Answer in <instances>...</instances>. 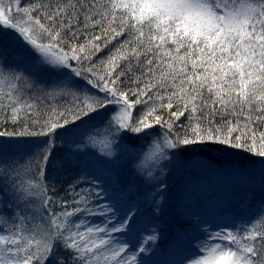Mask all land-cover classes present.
<instances>
[{
	"label": "snow or ice",
	"instance_id": "1",
	"mask_svg": "<svg viewBox=\"0 0 264 264\" xmlns=\"http://www.w3.org/2000/svg\"><path fill=\"white\" fill-rule=\"evenodd\" d=\"M211 151L250 191L215 231L194 204L179 264H264V0H0V264H150Z\"/></svg>",
	"mask_w": 264,
	"mask_h": 264
},
{
	"label": "trees",
	"instance_id": "2",
	"mask_svg": "<svg viewBox=\"0 0 264 264\" xmlns=\"http://www.w3.org/2000/svg\"><path fill=\"white\" fill-rule=\"evenodd\" d=\"M198 160L205 164L213 163L219 166L222 163H227L237 165L240 168L247 167L248 163L245 160L237 159L219 151L186 154L179 160L169 178L168 202L165 211L156 222L148 224L149 229L155 227L157 231L162 233L161 238L156 242L158 250L157 254L152 257L151 264H166L165 260L179 246L185 245L183 235L187 229L188 213L192 210L194 204L203 209L202 215L205 217H229L232 203L242 198L246 191H250L247 188L249 183L247 176H240L228 182L223 178H210L206 171L197 173L190 170L189 164ZM194 178H199V182L195 183L189 191L191 192L194 189L196 196H185V185ZM49 181L55 182L58 186L61 183L66 184L67 173L63 171L54 173L49 176ZM145 191H148V189H145ZM61 195H63V192H61ZM253 195L255 199L261 198L258 186ZM241 223L239 220L236 221L237 226ZM181 225L185 227L181 228Z\"/></svg>",
	"mask_w": 264,
	"mask_h": 264
},
{
	"label": "rangeland",
	"instance_id": "3",
	"mask_svg": "<svg viewBox=\"0 0 264 264\" xmlns=\"http://www.w3.org/2000/svg\"><path fill=\"white\" fill-rule=\"evenodd\" d=\"M202 164H205V163H203L201 160H198L194 163L189 164V169L197 173L204 172L205 170L202 169L201 167ZM204 218L209 221V225L211 226V230L213 231L218 230V227H217L218 225L224 226L225 223L229 220L228 216H222V217H216V216L205 217L204 216ZM209 225H201V228L209 227ZM143 235H147V233H143ZM188 254L189 252L186 246L181 245L178 247L177 250H175V252L170 257H168L165 260V262L166 264H179V261L182 260Z\"/></svg>",
	"mask_w": 264,
	"mask_h": 264
}]
</instances>
